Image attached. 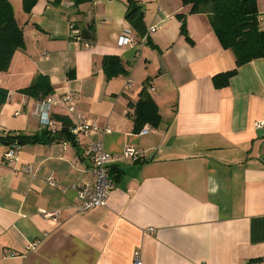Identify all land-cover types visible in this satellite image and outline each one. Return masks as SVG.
<instances>
[{
	"label": "crops",
	"instance_id": "crops-1",
	"mask_svg": "<svg viewBox=\"0 0 264 264\" xmlns=\"http://www.w3.org/2000/svg\"><path fill=\"white\" fill-rule=\"evenodd\" d=\"M10 2L24 44L0 71V135H57L20 145L14 166L0 143V264H135V251L141 264H264V55L216 86L234 54L182 0H36L29 12ZM184 13L192 42L179 32ZM125 33L132 44L116 41ZM113 55L124 72L107 77ZM32 82L43 85L37 96L23 91ZM144 88L161 122L137 130L131 104ZM65 92L99 131L57 138L61 107L53 127L40 125L36 99ZM89 140L115 156L113 186L104 206L79 211L75 188L93 179ZM127 145L137 162L122 155Z\"/></svg>",
	"mask_w": 264,
	"mask_h": 264
},
{
	"label": "trees",
	"instance_id": "trees-1",
	"mask_svg": "<svg viewBox=\"0 0 264 264\" xmlns=\"http://www.w3.org/2000/svg\"><path fill=\"white\" fill-rule=\"evenodd\" d=\"M76 2L79 0H75ZM36 0H22V7L25 12H29ZM184 5H190L188 13H204L224 49H230L235 57V68L223 73L214 75L213 81L216 86L225 85L228 78L234 74L237 67L254 58L264 55V24L258 14L256 0H182ZM10 0H0V71L8 69L11 57L15 51L24 44V37L21 27L16 22L13 7ZM132 11L138 13V6H132ZM181 19L179 32L192 42L187 32L185 13L178 14ZM103 68L106 69V76L111 77L124 72L120 59L113 56L103 58ZM222 80V81H220ZM38 83L32 82L30 86L24 88L28 94L39 95L41 87ZM49 88L44 91V95ZM145 91H140L139 99L131 104L134 108V122L136 129H140L145 123L158 126L161 116L156 102ZM55 119L62 122L59 130V139L73 140L69 128L72 125L70 119L64 114L55 115ZM49 131L42 130L40 134H17L0 135V139L8 142L17 141L20 145L35 142L40 139L51 141ZM10 143V144H11Z\"/></svg>",
	"mask_w": 264,
	"mask_h": 264
},
{
	"label": "built area",
	"instance_id": "built-area-1",
	"mask_svg": "<svg viewBox=\"0 0 264 264\" xmlns=\"http://www.w3.org/2000/svg\"><path fill=\"white\" fill-rule=\"evenodd\" d=\"M162 11V10H160ZM155 27L151 26L150 31H154ZM133 36L130 33H125L121 35L118 40V44H132L134 42ZM145 39V38H144ZM143 39V40H144ZM127 85H130V80H128ZM75 97L70 92H65L63 94L54 95L49 94L46 97L37 98L35 101L34 112L39 118L40 125L42 127H53L54 120L52 114L55 107L64 108L67 116L73 121L72 126H70V132L72 135H88L89 132L99 131V126L91 120L89 117H84L80 113L76 112ZM263 121L259 122L257 125L260 126ZM150 127L144 126L140 131L141 134L148 133ZM106 131V130H105ZM18 148L20 144L17 141L12 142L7 150L3 153V161L7 164L14 166L17 159ZM84 153L88 156L93 163V179L85 184H79L76 186L75 191L77 194L76 198L80 199V203L77 205L79 211L89 210L90 208L104 206L106 204L107 196L109 195L110 189L113 186V179L110 176L108 166L114 159V155L109 153L103 148L102 142L100 140H89L85 146ZM124 158H128L130 162H137L141 156L139 150L134 146L127 145L122 151ZM32 165L27 164L24 166L25 171H31ZM52 178H49V182H52ZM45 217L56 218L58 212H48L46 210H41ZM152 230V228H149ZM37 243H31L29 248H34ZM135 264H141V256L139 251H135L134 260Z\"/></svg>",
	"mask_w": 264,
	"mask_h": 264
},
{
	"label": "water",
	"instance_id": "water-1",
	"mask_svg": "<svg viewBox=\"0 0 264 264\" xmlns=\"http://www.w3.org/2000/svg\"><path fill=\"white\" fill-rule=\"evenodd\" d=\"M57 134H52V137L53 136H56ZM0 143L1 144H10L11 142H8V141H5V140H3V139H0Z\"/></svg>",
	"mask_w": 264,
	"mask_h": 264
},
{
	"label": "rangeland",
	"instance_id": "rangeland-1",
	"mask_svg": "<svg viewBox=\"0 0 264 264\" xmlns=\"http://www.w3.org/2000/svg\"><path fill=\"white\" fill-rule=\"evenodd\" d=\"M3 73V71H1Z\"/></svg>",
	"mask_w": 264,
	"mask_h": 264
}]
</instances>
